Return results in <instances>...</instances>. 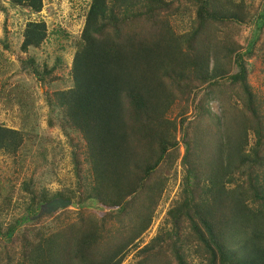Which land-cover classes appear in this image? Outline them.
I'll use <instances>...</instances> for the list:
<instances>
[{
	"label": "trees",
	"instance_id": "1",
	"mask_svg": "<svg viewBox=\"0 0 264 264\" xmlns=\"http://www.w3.org/2000/svg\"><path fill=\"white\" fill-rule=\"evenodd\" d=\"M7 1L29 13L43 6ZM174 17H188L189 30L176 33ZM251 25L257 34L245 47L239 37ZM263 25L264 6L253 1L91 0L71 43V87L47 95V124L81 137L87 177L75 154V189L24 183V215L0 220V264H122L176 163L179 194L135 264H264V97L248 78L250 59L264 64ZM47 36L44 21H27L20 50ZM26 62L51 87L56 66ZM23 143L21 131L0 125V152ZM55 198L77 208L37 216Z\"/></svg>",
	"mask_w": 264,
	"mask_h": 264
},
{
	"label": "rangeland",
	"instance_id": "2",
	"mask_svg": "<svg viewBox=\"0 0 264 264\" xmlns=\"http://www.w3.org/2000/svg\"><path fill=\"white\" fill-rule=\"evenodd\" d=\"M90 1L42 0V10L29 13L26 9L13 7L7 0H0V125L24 134V143L14 155L0 152V210L3 208L0 220L5 225L24 215L25 205L29 201V194L23 190L24 183L32 181V189H46L49 193H65V190L75 189V154L80 162V179L84 181V176L87 177L88 165L83 160L81 137L47 124L48 119L54 117L47 95L71 87L67 75L74 56L71 43L78 39ZM251 1L261 8L264 6L263 0H246L248 3ZM27 21H44L48 36L38 49L22 52V30ZM170 22L176 33L190 28L188 17H174ZM254 28L251 25L244 29L239 37L245 47L256 36ZM31 58L36 65L45 64L48 68L56 66L53 75L57 79L52 81L51 87L40 85L26 62ZM56 59L61 61L59 65ZM249 62L253 64L248 76L250 84L264 97V64L255 58ZM211 108L219 113L216 103H212ZM190 112L191 109L187 116H190ZM174 168L175 178H169L149 229L142 235L138 247L126 252L122 264H135L137 251L166 225L165 212L179 194L182 176L178 163ZM53 220L49 217L46 222L49 224ZM70 220H74V215L71 214Z\"/></svg>",
	"mask_w": 264,
	"mask_h": 264
},
{
	"label": "water",
	"instance_id": "3",
	"mask_svg": "<svg viewBox=\"0 0 264 264\" xmlns=\"http://www.w3.org/2000/svg\"><path fill=\"white\" fill-rule=\"evenodd\" d=\"M73 208L75 209L77 207L76 203L65 200L63 198H55L51 200L50 202L43 204L39 208V213L37 216L41 214H50L58 211L59 209H65V208Z\"/></svg>",
	"mask_w": 264,
	"mask_h": 264
}]
</instances>
